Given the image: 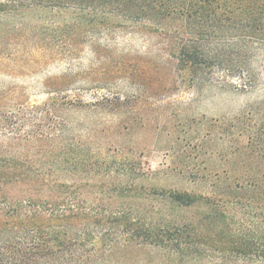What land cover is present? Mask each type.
I'll list each match as a JSON object with an SVG mask.
<instances>
[{"label":"rangeland","instance_id":"rangeland-1","mask_svg":"<svg viewBox=\"0 0 264 264\" xmlns=\"http://www.w3.org/2000/svg\"><path fill=\"white\" fill-rule=\"evenodd\" d=\"M196 31L140 25L75 55L51 47L0 60V157L76 189L83 218L130 220L165 242L99 226L83 264H264V35L209 30L217 36L188 45L220 51L222 41L226 54L194 68L176 48ZM170 226L180 227L159 230Z\"/></svg>","mask_w":264,"mask_h":264},{"label":"trees","instance_id":"trees-1","mask_svg":"<svg viewBox=\"0 0 264 264\" xmlns=\"http://www.w3.org/2000/svg\"><path fill=\"white\" fill-rule=\"evenodd\" d=\"M40 12L55 17L32 28L27 17ZM169 21L197 27L196 32L179 35L184 44L176 50L180 48V59L186 64L208 66L226 54L227 45L221 41L220 51L204 52L188 44L210 41L217 35L207 31L223 32L230 27L264 35V0H0V60L18 59L19 55L33 50L45 52L51 47L56 55H75L82 44L91 43L92 47L110 32L140 25L161 28ZM176 55L173 52L171 57ZM50 109L46 107V114L53 113ZM44 135L51 134L46 131L39 136ZM19 140L23 138L15 141ZM32 171L20 159L0 157V264H83L88 252L84 244L101 221L82 217L85 213L81 210L88 205L76 189L57 181L47 183L46 176ZM171 200L181 207L193 204L188 195L171 196ZM128 221L125 225V220L113 219L100 227L111 226V232H144L136 237L149 244L165 245L155 234ZM178 227L159 230L172 232ZM258 240L256 256L263 257L264 239L259 236Z\"/></svg>","mask_w":264,"mask_h":264}]
</instances>
